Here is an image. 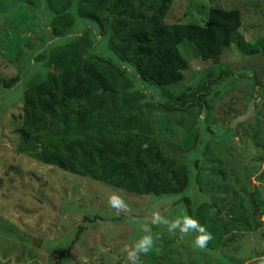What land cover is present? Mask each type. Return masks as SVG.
Instances as JSON below:
<instances>
[{
    "label": "rangeland",
    "instance_id": "obj_1",
    "mask_svg": "<svg viewBox=\"0 0 264 264\" xmlns=\"http://www.w3.org/2000/svg\"><path fill=\"white\" fill-rule=\"evenodd\" d=\"M25 1L15 8L16 0H0V76L16 74L19 65L22 70L11 87L0 82V264H128L127 251L144 234L141 225L156 209L169 218L190 215L213 239L207 249H194L195 233L181 237L162 225L154 227L152 234L160 239L141 257L144 264H261L264 50L244 55L232 45L213 62L183 44L187 68L174 88L204 83L208 88L200 94L205 102L200 101L203 105L195 116L190 110L168 111L161 105L173 96L171 90L140 81L105 47L94 23L76 18L65 34L53 35L49 22L63 0ZM211 5L238 8L245 38L253 42L264 37V0H171L164 21L203 23ZM91 40L89 53L110 57L123 68L139 93L132 98L144 108L164 152L185 166L188 183L183 191H128L19 150L14 130L20 124L26 82L54 69L51 60H37L38 53L62 44L84 48ZM226 70L217 80V73ZM193 130L196 144L186 147ZM113 192L124 196L130 214L117 215L108 205ZM184 196L191 199L193 213Z\"/></svg>",
    "mask_w": 264,
    "mask_h": 264
},
{
    "label": "trees",
    "instance_id": "obj_2",
    "mask_svg": "<svg viewBox=\"0 0 264 264\" xmlns=\"http://www.w3.org/2000/svg\"><path fill=\"white\" fill-rule=\"evenodd\" d=\"M26 3L16 0L15 8ZM170 3L63 0L49 25L53 35L60 36L76 18L94 23L105 47L129 65L140 81L171 90L173 96L163 102L162 108L190 110L195 116L205 102L200 92L208 85L174 88L187 68L183 44L191 45L201 59L216 62L232 45L244 55L264 50V37L253 42L245 38L240 31L241 13L235 7L211 5L203 23H166ZM88 44L84 48L62 44L38 53L37 60H51L54 69L46 68L44 77L26 82L20 124L14 130L19 150L128 191L155 195L183 191L188 183L187 170L173 154L164 152L144 108L132 98L139 96L136 88L119 64L110 57L91 55L92 40ZM20 72L19 65L16 74L0 76V82L9 88L19 80ZM225 73L228 71L217 73V80ZM210 82L206 79L207 84ZM192 137L186 147L196 144L194 130ZM183 200L193 213L191 199L184 196Z\"/></svg>",
    "mask_w": 264,
    "mask_h": 264
},
{
    "label": "clouds",
    "instance_id": "obj_3",
    "mask_svg": "<svg viewBox=\"0 0 264 264\" xmlns=\"http://www.w3.org/2000/svg\"><path fill=\"white\" fill-rule=\"evenodd\" d=\"M107 203L115 210L117 215H128L132 211L124 196L118 192H113L108 197ZM161 225L165 227L169 234H176L178 232L181 237L195 233L196 236L192 245L194 249H207L208 244L213 239L212 233L190 215L185 214L182 217L169 218L163 215L159 209H156L150 213L146 222L141 225L140 230L144 234L127 251L128 264H144L141 257L152 252L156 248L157 240L160 239L159 234L155 237L153 236V228ZM261 264H264V258H262Z\"/></svg>",
    "mask_w": 264,
    "mask_h": 264
}]
</instances>
